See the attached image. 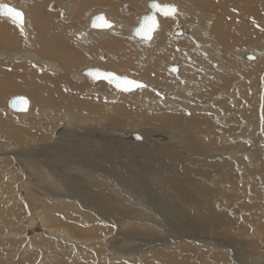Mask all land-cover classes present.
<instances>
[{"label":"rangeland","instance_id":"374dc122","mask_svg":"<svg viewBox=\"0 0 264 264\" xmlns=\"http://www.w3.org/2000/svg\"><path fill=\"white\" fill-rule=\"evenodd\" d=\"M4 1L11 4V5H14V6L20 8L22 11H24L26 14H28V15H26V19L28 21L27 24L29 25L30 29H33L34 23H33L32 14H33V10L35 9V5H34V2L32 0H8L9 2L7 0H4ZM158 1H160L161 3H171V4L175 5L177 8L178 7L180 8L179 2H177L176 0H158ZM198 1L195 0L196 4L194 5L195 6L194 9L196 11H198L199 14L206 13L209 16L214 14L213 16L224 17V19L223 18H220V19H222V21H225V23H226V21L227 22L230 21L231 17H228L229 14L231 16H233L234 17V18L232 17L233 20L230 23H228L227 25H225L228 30L226 28H224V29L219 28L214 23V20H210V19L206 20V25L208 26V30L206 31V33L204 32L205 35L203 33H201L204 36V41H202V43L204 42L203 45L205 46V48L199 49V48H197L196 43L193 42L194 51H193V53H191L192 57H190L189 55L187 57H185L184 55H181V57H180L177 54V52L181 51L182 48L186 49L184 46H180L181 48H174L173 50L168 49L166 51L167 55L162 53L163 54L162 58L164 60H166V59L168 60L165 64H162V62H158L156 59L157 54L155 53V50L154 49L151 50V43H154L155 40L157 39V37H158L157 33H155L153 39L150 40V42L140 41L128 33L129 29L136 25V23L138 21V17L141 14L145 13L146 10L148 9L147 5L145 4V0H137L138 4H136V6H134L135 4L132 3L130 0H121V5H122L121 8H123V9L120 10V12L118 13V16H126L124 18L128 19V20L125 23V27H128V26L129 27H128L127 33H124V34H118L117 33L118 31L110 32L109 33L110 35L116 36L115 38L119 39V40H115V41L113 40L114 42L110 43V44L109 43L103 44L101 42L102 40H100L99 45H95L96 43H94V42H96V37H95L96 35L95 34H98V33L101 34L102 31H107V30H101V32H100V30H98V29H96V30L95 29L94 30L89 29L87 31V35H84V36H83V34L80 33V31L82 30V33H84V31H85L84 28L85 27L88 28V26H87L88 22L86 20L88 18V16H90L96 12H103V11L106 12L107 15L109 16L107 10L113 9V7H114L113 0L112 1L111 0H105L104 2H99V0H82V1L81 0H72V1L71 0H69V1L68 0H61V1L60 0H51V1H46L48 3L45 2L43 4L46 6V10H48L50 12H52V11L57 12V13L59 12L58 14L56 13L58 15V18H55L53 23L56 26L58 25V27H60L59 24H65V25H62L60 27L61 32H59L58 34H56V32L52 28V25H49L48 22H46L47 24H45L46 27H45V25L43 27H41V30L44 31L43 33L38 28L39 35H37V27H35L36 32L34 29L31 30V32H33L32 35H35V37H36V39H34L35 40L34 45H30L29 42L26 40V38H24V31H22V29H20L21 27L18 24L14 23L9 18L0 16V134H2L1 138H0V229H1L0 230V264H95L94 262L96 261V257L99 259L101 258L100 261L98 259L99 264H163L162 261L168 262L167 259L172 260L173 257H174L173 261L177 258L178 259L180 258V261H179L180 264L181 263L182 264H253V263L254 264H264V223H262V222H264V214H263L264 213V173L262 172V170H261L260 176L257 174L253 175L257 170L256 171L253 170V171H255L254 173L247 174L248 172L246 173V170L248 169V165L246 164L243 155H242V157H239V159H237V161H235V164H234V161H232V167L231 168H233V169H231V170L234 173L236 172V174H240V173L245 172L247 175L244 173L241 174V178H243L242 179L243 181L240 180V182L242 181L244 183L240 184L237 181V183H235V186L237 185L236 187H238V189L240 187H243V189L242 190L239 189L240 194L238 193V196L230 197V202H229L230 205H226V207H227L225 209L226 211H222L224 213H221L223 215L224 219L222 221H220V224H224V225H222V226H225L224 230L221 232H216L213 230L214 229L219 230L220 228H217L215 226V228H213V230H211L212 228L207 227L208 231H203L202 233H206V232L210 231L211 234L210 235H208V234L204 235L203 237H198L199 236L198 232L193 234L192 231H195V229L191 228L192 229V230L190 229L191 234L197 235V236H193V235L191 237H189L190 235L189 236H183V234H184L183 229L187 230L186 227H189V224L185 222V220H187L186 217L184 218L183 216H180L181 221L185 222L186 227L185 226H183L185 228L181 227L182 230L178 227L181 231L178 233L177 232L178 230L176 229L177 222H175L174 216H173V218H171L170 214L169 215L166 214L167 210H169V211L171 210L170 207H172V205L163 201L162 203H164L166 205L164 207V209L157 208L158 207L157 203L159 204V201L155 198L151 199V197H150L151 194H148L149 191H151L150 186H149L150 180L147 177H143V178H145V181H142L144 179L139 174V172H140L139 170H141V169H139V167L137 166V162H136V164L131 162L132 160H134L131 156H134V155H132V152H130L131 150L129 149V148H131L130 147L131 143L136 141V140H133V138L131 137V134H130L134 131H137L138 133H140L141 135L144 136L143 140H138L136 142L153 141V142H155V144H157V145L159 144L160 147H162V148H165V147L167 148L169 146V144L171 145V142H170L171 134H170V132L168 131V133H167L166 130H162V129L158 130V129H156V127L151 128L149 133L144 132V129L142 128L144 122L139 121L140 120L139 116L140 115L142 116V113L140 115L133 117L132 127L128 128L127 130H120L121 129L120 127L119 128L118 127H110L109 125L105 124L106 118L109 116V113L111 112V110L114 108H117V107H115L116 104H121V103L125 102L126 104L134 105L135 107L142 108L143 105L142 104L138 105V103H137L138 101L135 102L137 97L135 98V96H134L135 94H138L142 88H138V89L134 90L133 92L132 91L131 92H122V91H119L116 88H114L110 83H108L105 80L94 81L87 76H83V75L78 76L79 73H77L78 70H80L84 67H99L102 69L114 71V72L121 74V75L125 74V75L133 77L135 79L143 80L147 84L150 83L147 85V88H145L146 91L155 95L159 99H160V97L162 98V94L159 93V89H161V88L165 89L166 88L167 89V90L165 89L166 92H171L172 94L174 93L173 96L175 95V96L179 97L177 99H174V98H172V96H170L169 98L173 99L172 100L173 105L168 104L167 106L171 105V106L176 107L178 105L181 109L183 108L182 110H185L186 107L181 106L180 104H177V103H182L183 101L187 100L188 97L191 100L190 102H192V103L194 102L195 104H198L200 106V104H201L200 100L204 99V97L213 98V100L215 101L216 94L218 92H221V94H222V92H224V95L222 96V99H221L222 102L216 101L214 103V107L216 106V107L221 108L222 112L225 113L226 116L228 114L232 115V114H234V112L239 111V107L242 106V102L245 101V99L246 100L249 99L251 94L253 96L255 95L256 108H255L254 117H253V119H251L252 123L246 122V124H249V126L248 127H241V124L243 122L242 116L236 117V115H234L232 117V119H233L232 124L237 125L238 127H241L244 129L247 128L246 131L242 132L243 137H241V138H243V139H240V141L243 142L244 139L246 141L247 138L250 137V136H248V134L254 133V134H256V136L258 138L257 139L258 141L256 143L257 147L259 146L261 151H264V144H263L264 140L261 139V137H260L264 132V112H263L264 111V68L263 69H261L262 67L256 68L259 65V63L253 64L258 59L259 54L251 46L254 43L255 44L256 43H259V44L262 43L263 44L264 33L257 36V38L252 37L251 40H247L245 45L238 46L236 43H232L235 41L234 36L237 35L236 33H238V35H239V33H243L245 30H247L246 32H248V33H249V30L251 32L255 31V30L258 32L262 31L261 23L259 22V20L261 17L264 18V13H263L264 12V1L263 0H242V1L241 0H229V1L222 0L221 3H223V4L218 2V0H202L203 2L200 0H198ZM110 2H112V3L110 4ZM240 2H244V3H241V5H240ZM87 3L89 4L88 6H86ZM202 3H212V5L208 4V6H206L207 4L205 5ZM72 4H74L75 7L74 6L70 7ZM238 4L240 6L239 10L236 8V6H238ZM66 6L69 10L74 9V11H73L72 16H66L67 18H64L62 13L65 12L66 10H68L66 8ZM82 7H84V8L82 9ZM230 7H233V8H231V11L229 12ZM127 8H131L132 10H130V9L127 10ZM227 8H228V10H227ZM244 8H247V9H244ZM60 9L62 12L60 11ZM64 9H66V10H64ZM126 10H127V12H126ZM113 11H114V9H113ZM233 11H236V13ZM60 12H61V14H60ZM254 13L259 14L258 18H257V15H255ZM237 14L241 15V18H239L240 16H236ZM75 16H80V17L76 18ZM109 17H111V16H109ZM162 17L163 16H160L159 24H161L162 19H166V17H163V18ZM200 17H202V16L196 17L194 19L195 22L196 21L202 22V18H200ZM124 18H120V19H124ZM168 18H170V17H168ZM171 18H174V17H171ZM65 19L67 21H65ZM112 20L115 21L113 18H112ZM194 20H193V22H194ZM239 20H241V21H239ZM211 21L213 23V27H212ZM234 23H235V25H234ZM256 24H258V26H256ZM263 24H264V20L262 22V26H263ZM231 26H233V27H231ZM177 27H181L183 29L186 28L184 25L177 24V25L172 27V29L169 33V36L171 38H174V39H181V38H183V35H176L173 32V30ZM223 30H225V32ZM232 30H233V32H232ZM158 31L159 30H156L155 32H158ZM56 35H59V36H56ZM214 35H215V37H214ZM252 36H255V35H252ZM14 37L16 39H13ZM84 38H85V40H84ZM259 38H260V40H259ZM39 39L43 40L47 44L49 42H52L54 47L51 48L49 45V48L53 53H50V52L46 53V51L41 50L40 45L37 44V42L40 41ZM44 39H46L48 41H45ZM115 42H117V43H115ZM173 43L176 44V42L170 41L169 46L172 47L171 44H173ZM180 44H183V43H180ZM215 44H217V45H215ZM215 49H219V50H216V52H220V54H221V56H219V57H214L217 60H215L212 57V55L210 54L211 51H214ZM195 50H197V51H195ZM233 50L235 51L234 52L235 55L231 56L230 51H233ZM85 51L88 52L87 54L89 55V60H86L84 63L76 61L75 60L76 56L81 55L80 57H82L83 56L82 54ZM26 52L29 53L31 56H37V58H40L43 61H45V60L50 61L51 60V62H53V63L55 61L56 63H54V64H56L55 65L56 67L54 66L52 69V68L48 67L45 63L41 62V60L40 61H34L33 59H31V58L29 59V57L27 58L24 56H22L20 58H15V59H9L8 58L9 54H13V53H15V54L16 53H24L25 54ZM244 52L254 54L255 59L252 61H248L247 59L243 58ZM5 53L7 55H5ZM110 53H111V55H110ZM237 53H240V54L238 55ZM137 60H138V62H137ZM164 60H163V62H164ZM112 61H113V64L111 63L112 64L111 65L110 62H112ZM125 61H127V62H125ZM182 62H185L186 65L188 66V70L187 69H185L186 71L182 70L186 73V74H184L183 77H185L184 80H185L186 86H188V87L184 89L185 92L181 90L182 95L178 96V94L175 91L177 89L176 87H178V85H179V83L177 84V82H179V81H177L175 75L180 71ZM116 63L118 65H122L123 68L118 69L119 67L115 66ZM157 63H158V65H157ZM218 63H220V64L224 63V65L227 64L229 67L234 66L237 68L236 72H238V73H234L235 78L232 77L233 72H230L231 75L229 76V78H233L232 81H234V79H236V78H237L236 81L239 80V82L241 83V87H242V88H240L241 95L240 96L237 95L238 89L233 90V88H232L233 86L230 83V84L224 85V88L218 89L217 91H214V92L209 93L208 92L209 90H208L207 93L204 94V97L199 99L198 95L196 93V89H190L191 86H194L195 84L196 85H205L207 82H208L207 85L209 86L212 84L214 85L213 81H220L219 79H215L213 77V74L210 72V71H215L218 73H223V71L217 70L219 68L215 69V65ZM242 63H243V65H242ZM170 64H175V65L179 66L178 71L177 72L170 71L169 68H167L168 65H170ZM237 64H239V65H237ZM153 65H155L156 67ZM29 66H31L30 67L31 70H29ZM24 67H26V70H28L29 73L32 74L33 76L34 75L36 76V74L38 76H41L42 74H44V77L46 79H50L51 81L49 82V80H47L48 82H45L46 81L45 80L44 82H42V80L38 81L36 79L38 82H40V83H37V85L28 82L27 78H29L30 74L25 71ZM13 68H15V69H13ZM152 69H154L153 74L150 71ZM146 70H147V72H146ZM251 71H253V72H251ZM227 72L229 73V71H227ZM227 72H224V73L227 74ZM187 73H189V74H187ZM215 75H218V74H215ZM59 77H60V79H59ZM76 77H78V78H76ZM209 80L212 82L210 83ZM57 81H60L61 85L57 84ZM194 81L196 83H193ZM201 82H202V84H201ZM19 85H23L22 86L23 89L19 88L18 87ZM99 86H101V88H98ZM157 86H158V88H157ZM180 86H179V88H180ZM229 87L232 88L233 92L227 93ZM96 88H98V90H99L98 93L102 92V93H104V95L106 97L108 94H109V96L115 95L113 97L114 99L110 100V98H109V101H111L112 105H109L108 107L105 105L106 107L104 108L103 111L102 110L100 111V114L98 112L99 110L94 111L92 113V110H89L90 108L88 106H86V109H83V111L81 109H79L80 106L86 104L87 99L90 101L91 104L93 103L91 101L92 100L91 98L95 99L97 94H98L97 91L95 92ZM20 90H22V91H20ZM203 90L205 91L206 88H203ZM229 90L231 91V89H229ZM20 94L25 95L30 99L31 106H30V109L28 110L29 111L28 113H26V112H14V111L9 110V108H8L9 97H11L13 95H20ZM34 94L38 97H41L43 100V103L45 102L47 104L42 103L44 106L42 104H36V106H35L34 105V103H35ZM43 94L46 95V99H43V96H44ZM208 95H210V96H208ZM201 96L202 95H200V97ZM232 96L237 101V104H235V105H233L231 103H227V101H229V98ZM183 97L185 98V100ZM247 97H249V98H247ZM238 98H240V99H238ZM51 102L55 103L56 106L50 105ZM93 105H95V103H93ZM152 108L144 107L143 110L144 111L149 110L147 113L150 116H152V115L155 116L157 114H161L164 110L163 106L159 107L157 109V111H155V110L153 111ZM180 108H179V110H181ZM65 109L73 110L76 112L74 114H72L71 117H68V119H65L66 124L61 123V122H56L57 120L56 121L54 120L53 122L51 121L52 125L50 126V128H53V126L56 127V128L51 129L52 133L50 132V135L48 134L49 136L45 137L46 138L45 140H43V141L39 140L38 141V144L40 146L37 144V142H35L36 144H32L33 143V141L31 140L32 134L37 135L36 137L38 139H41L42 137L40 136L41 134L40 135L38 134V132H33V129H31L29 127H23L22 126V124L27 123L26 121L29 118L30 114H31L30 117L35 116V117L39 118V117H42V113H40L41 114L40 115V114H37V112L38 111L43 112V111L47 110L46 112H48V111L52 112V116H56V117L58 116L57 118H62L61 117L62 114L65 115V112H64V111H66ZM106 109H108V110L106 111ZM211 109L212 108H210V109L207 108V111L209 113L208 114L209 118H211L213 120V122L216 123L217 125H213V127H212V125L210 124L208 130L206 131V133L209 135L210 138L207 141H205L204 139L201 141V143L203 144L202 149H203L204 153L201 152L200 154L195 153L196 155H194V154L193 155H184L185 160H188L191 164L189 167H187L188 169H185V171H183L182 174H178V177L180 176L179 179H184V180H185V177L187 176L186 174H190L191 182H192V183L190 182L191 187H193L194 189H198L200 193H202L201 189H199V184L196 182L198 179H202V180H198V181H200L201 184H204V186L206 187V190H213V189H210L209 186L211 188L212 187H215V188L219 187L220 188V185H221V187L223 185L222 179H221L222 177L219 180V177L217 178V174H212V176L209 178L206 176V174H205V176H203L204 173L202 174V172H200L201 168L205 167V165H207V166L209 165V164H207L208 162H210V161L212 162V161L216 160V158H212L213 157L212 149H214V150L215 149H224V147H221L217 143V140H215V137L220 133L227 132L228 130H230V126L219 123V120H217L218 117L213 112L212 113L210 112ZM119 110H120V112H123V111H121V110H123V108H120ZM126 110H128V109H126ZM228 110H229V112H228ZM256 110H257V112H256ZM231 111H233V112H231ZM117 112L119 113V111H117ZM244 112H245L244 120L245 121L250 120V119H248L247 109H244ZM23 113H26V114H23ZM145 114H146V112H145ZM73 116H75V117H73ZM43 120H46L48 122L47 119H43ZM106 123H108V122H106ZM64 124L67 125V127H69V128L65 127ZM250 124L252 126L254 125L252 131H248L252 127ZM161 125L164 127H169V128L170 127H178V125L177 126L176 125L167 126L165 124H161ZM136 126H138L139 128ZM220 126L224 127L225 129L220 127ZM243 126H245V125H243ZM99 127H102V129H101L102 131H100V132L102 135L106 136L105 139H107V138L112 139V136H114L113 137L114 140L122 143V145H124V147H125L123 150V148L120 149L118 147V145L115 144V146H116L115 150L116 151L120 150V153H121V155H120L117 151V153H118V159L117 160L118 161H120L121 159H125V160L127 159L128 160V162L121 163V164L119 162H117L116 168L118 167V170H120V172L118 173L120 178H124V180L126 182H128L129 184L132 183V185L136 189V191L135 190L134 191H135L137 196L140 197L142 195L141 197L144 198V200L146 202L148 201L147 203L152 202L151 204L153 206L155 203L156 206H154V208H155L154 211L161 210L160 212H157L158 218L154 217L155 219L153 222L156 223V228L160 229L156 232H158V234H160V232H161L162 238L160 237V241L153 242L151 244H148L145 242H144V244H139L140 248L138 247V249L135 251L130 250V252L127 253V252H125V250L128 249L129 247L132 248L133 244H131V246H130V243H131L130 240H132V238H128L127 240L124 239L123 237L127 238V235L124 232H122V230H119L120 228L119 227L117 228L115 226V224L113 225L114 228L112 227L111 224L109 226H107L106 221L104 222L105 224L100 223L96 220L97 217L93 218L94 221H92V220L88 221L84 216H83L84 217L83 218L81 215L68 212L69 210L64 213L65 215H62V213L61 214L60 213H54V216L50 215V213L44 214V216H42V217H43V220H45V223L43 222L44 224L39 229L40 231L37 230L35 233H33V235H27L26 233L29 232V231H27L28 227H26V224H24L23 222L28 217V215L30 213L25 212L24 209L22 210V208H24V206L26 205V204L24 205V203H20L23 200L20 199L21 200L20 201L18 199L17 200L15 199V196L16 197L18 196V194H16V193L21 192L20 194L23 195V190L20 189V185L22 184L23 181L26 180L27 174H25V172L30 174V176L28 178H31L34 176L36 178V180H34V183L38 184L41 187L43 186L45 178L47 176L52 175L51 177H57L58 178V176H56V175H58V171L64 169V165L63 166H61V165L64 162L66 164V161H68V159H70V158H71V160L74 159V154H72V153H71V155L67 154L68 144L71 145L70 148L72 149V151H74V148L77 146L75 144V141H71V143H70V140L64 141V144L65 145L67 144L66 145L67 147H64L60 144L57 145L56 142L54 143V141H55L54 139H56L55 138L56 133L61 128H65L63 130L64 131L68 130V132H71V134L84 133V134H92L93 135V132L96 131V129H97V131L95 133H98ZM73 128H75V129H73ZM115 128L118 130H116ZM57 129H59V130H57ZM215 133H217V134H215ZM157 135H162V136H165L166 138L163 141H161L157 138ZM38 136H40V138ZM48 139H49V141H47ZM259 142H262V144ZM249 143H250V140H249ZM42 144H43V146H41ZM165 144L166 145L168 144V145L166 146ZM245 144H247V143H245ZM112 145H113V143H112ZM251 146H255V145L252 143ZM52 147H54L57 150H60V153L62 155H57V154L51 152ZM42 148H44V149H42ZM175 148H174V150H180L176 146H175ZM33 150L35 151L34 153H32ZM247 150H248L247 152H249L250 154L255 153L254 149L251 150V147H249V149H247ZM243 151H245V150H243ZM22 152H24V153L26 152V154H29V157H28L29 159H20L22 157ZM31 155H32V157H31ZM23 156H25V155H23ZM59 156L62 158V162L60 161ZM44 159H45V161H43ZM36 160L41 161L43 164L39 163L36 165L37 167L36 166H30L31 162H34ZM227 161H228V159H227ZM138 162H139V164L142 163L141 160ZM195 162H197V163L195 164ZM200 162H202V163H200ZM122 164H124L125 166ZM198 164H200V165H198ZM140 165L141 166L144 165L147 168L149 167L146 163H142ZM197 165H198V168H197ZM254 165L257 166L256 164H254ZM29 166L32 167L34 170L35 169L39 170V172H38L39 175L36 176L35 171H33L34 173L28 171L27 167H29ZM239 166L242 168L240 169ZM20 167H22L23 169H21ZM51 167H53L54 169ZM251 167H249V168H251ZM24 168H26V169H24ZM60 168H62V169H60ZM125 168H127V169H125ZM193 168H195V169H193ZM132 171H133V174L135 173L134 175L130 174V173H132ZM143 171H144V169H143ZM194 171H197V172H194ZM211 173H213V171ZM200 175L202 176L201 178H199ZM257 176H259L262 183H260V180L258 179ZM214 178H217V179H214ZM40 180H42V181H40ZM211 180H214V181H211ZM137 181H139V182H137ZM134 182H135V185H134ZM185 182H187V181H185ZM216 182H217V184H216ZM249 182H250L251 188L247 189V185ZM62 183H63V178H62V181L60 184H62ZM128 183H127V185L129 186ZM195 183L197 185H195ZM32 186L33 185H31V184L29 185V187H32ZM61 186L64 189L63 184ZM140 186H142V187H140ZM247 190H248L249 194L246 193ZM254 190H256V192H258V197H260L259 199H255ZM243 191L245 194L243 193L244 195L241 196V193ZM222 192H224L223 188L220 189V193H222ZM140 193H141V195H140ZM206 193L207 192L204 193L205 196L200 194V196H202L201 199H204V202L207 203L208 207L217 211V209L220 208V206L216 205L217 203L215 204L214 201L216 199H221L224 196L212 197L214 195L213 194V195H207V197H208L207 198ZM23 197H24V195H23ZM250 197H251L252 201L247 200V198L250 199ZM12 198L14 199V201L12 200ZM207 200H209V201H207ZM222 200L224 201L225 198ZM254 200H256V201H254ZM36 203H37L36 200L31 201V203H28V204L33 205L34 212L37 210V208H41V207H39L38 203H37L38 206L36 205ZM34 205H36V206H34ZM242 205H243L244 209H246V211H242ZM237 208H239V209H237ZM4 209H5V211H4ZM16 209H18L19 211H17ZM15 211L18 212V215H15ZM205 212L207 213V209H205ZM58 214L62 215V216L57 217ZM13 215H14V217H13ZM195 216H199V214H195ZM56 218H58V219L56 220ZM158 220H159V222H158ZM21 222H22V224H21ZM187 222H188V220H187ZM220 224L217 223V225H220ZM82 226H86V230L82 229L81 228ZM105 226L107 228H104ZM56 227H57V229H56ZM60 227L65 228L64 230H66V233L69 235V237L66 236L64 230L60 229ZM47 228H48V230H47ZM51 228H52V230H49ZM106 229H108V230H106ZM190 231H188V232H190ZM56 232H58V233H56ZM59 232L61 234L64 233L63 234L64 236L60 235ZM172 233H173V237H175L174 239L169 238V236ZM14 234H16V235H14ZM55 234H57V235H55ZM105 235H107V236L104 238H106V240H110V243L112 244L111 246H114V247L116 246L115 249H112L110 247H109L110 249H108L107 246H105V245H108V243H109V242L108 243L106 242L107 244H105L104 243L105 239L103 241L101 240V238ZM116 235H118V236L116 237ZM121 235H122V237H121ZM38 236H39V238H36ZM7 237H9V238H7ZM26 237L27 238L31 237L29 241L32 243L28 242ZM60 237H63V239ZM113 237H114V239H116V238L117 239L113 240ZM163 237H165V240ZM205 237H207V238H205ZM23 238H25V239H23ZM16 240H17V242H16ZM35 240L38 242H36ZM207 240L208 241L213 240L216 243L214 246H212L210 248V247H208L207 243L205 242ZM68 241H69V243H68ZM119 241H120V243L121 242L122 243L120 244ZM126 241L128 242L129 245L127 244L125 246ZM25 242H27V243H25ZM133 242H134V240H133ZM113 244H115V245H113ZM188 245H190L191 248H189ZM135 248L136 247L133 246V249H135ZM176 248L180 251H177ZM106 249L110 250V251L111 250L115 251L114 253L119 255V257L117 259L113 260L109 255L106 254V252H107ZM171 251H174V252H171ZM102 255L104 257L105 256L109 257L110 260L107 259L108 260L107 261ZM172 255H174V256H172ZM170 262H172V261H170Z\"/></svg>","mask_w":264,"mask_h":264},{"label":"bare ground","instance_id":"6f19581e","mask_svg":"<svg viewBox=\"0 0 264 264\" xmlns=\"http://www.w3.org/2000/svg\"><path fill=\"white\" fill-rule=\"evenodd\" d=\"M4 1V0H3ZM34 2L35 5V9L33 10V29L36 32V28L37 27V35H39V30L38 28L41 30V27H43L45 24H47L46 22L49 23V25H52L53 30L56 32V34H58L59 32H61V26L65 25V24H59L60 27H58V25L56 26L53 22L55 18H58V13L57 12H50L48 10H46V6L43 5L46 1H51V0H32ZM61 1V0H60ZM69 1V0H68ZM72 1V0H71ZM82 1V0H81ZM105 0H99V2H104ZM112 1V0H111ZM132 3H134L136 6V4H138L137 0H130ZM150 0H145V4L148 7V2ZM177 2H179L180 8L176 7V12L174 15L172 16H163L166 17V19H162L161 20V24H159L160 26H158L157 30H159L158 32H154L157 33L158 37L155 40L154 43H151V50L154 49L155 53L157 54V61L158 62H162V64H165L168 60H164L162 58L163 54H166V51L168 49L173 50L174 48H181L180 46H184L186 49H181V51L177 52V54L181 57V55H184L185 57H187L188 55L190 57H192L191 53H193L194 51V47H193V42L196 43L197 48L201 49V48H205V46L203 45L202 41H204V36L201 34L204 32L206 33V31L208 30V26L206 25V20L210 19V20H214V23L221 29L226 28L225 25H227L228 23H230L233 20V16H231L230 14L228 15V17L230 18V21H222V19L224 17H217V16H213V15H207L206 13L204 14H199L198 11H196L195 8V0H176ZM198 1V0H196ZM202 1V0H200ZM229 1V0H227ZM242 1V0H241ZM264 1V0H263ZM5 2V1H4ZM76 2V1H75ZM143 2V1H142ZM160 2V1H159ZM199 2V1H198ZM203 2V1H202ZM218 2H222V0H218ZM235 2V1H234ZM246 2V1H245ZM7 3V2H6ZM48 3V2H46ZM112 2H110L111 4ZM125 3V2H124ZM161 3V2H160ZM228 3V2H227ZM231 3V2H230ZM241 3L244 2H240ZM260 3V2H259ZM29 4V3H28ZM127 4V3H126ZM202 4H207L206 6L212 5V3H202ZM216 4V3H215ZM218 4V3H217ZM223 4V3H221ZM43 5V6H42ZM54 5V4H53ZM89 4L87 3L86 6H88ZM113 9L112 10H107L109 16H111L115 21L112 20L111 17H109L107 15L106 12H104L106 14V16L108 18H110L111 21H113V26L111 28L108 29H101V30H107V31H102V33H98L95 34L96 36V43L95 45H99L100 40H102L101 42L104 43H113L115 40H119L118 38H115L116 36H112L109 33L110 32H114V31H118V34H124L127 33L128 27H125V23L128 19H125L124 17L126 16H118V13L120 12V10H122L123 8H121V0H113ZM236 5V4H235ZM253 5V4H252ZM74 6V4H72L70 7ZM214 6V5H213ZM227 6V5H226ZM230 6V5H229ZM245 6V5H244ZM243 6V7H244ZM51 7V6H50ZM69 7V6H68ZM75 7V6H74ZM131 7V6H130ZM235 7V6H234ZM239 4L238 6H236V8L239 10ZM67 8V6H66ZM84 7H82L83 9ZM182 8V9H181ZM223 8V7H222ZM221 8V9H222ZM231 8H229V12L231 11ZM235 8V9H236ZM68 9V8H67ZM106 9V8H105ZM130 10H132L131 8H129ZM137 9V8H136ZM145 9V8H144ZM181 9V10H180ZM247 9V8H244ZM243 9V10H244ZM255 9V8H254ZM66 10V9H64ZM129 10V11H130ZM206 10V9H205ZM228 10V8H227ZM242 10V11H243ZM253 10V9H252ZM61 11V9H60ZM73 11L74 9H68L65 12L62 13V15L64 16V18H67L66 16H72L73 15ZM149 9L146 10V12H148ZM247 11V10H246ZM24 12V11H23ZM62 12V11H61ZM60 12V14H61ZM70 12V13H69ZM127 12V10H126ZM142 12V11H141ZM145 12V13H146ZM236 13V11H233ZM258 12V11H257ZM57 13V14H56ZM69 13V14H68ZM97 13V12H96ZM122 13V12H121ZM134 13V12H133ZM228 13V12H227ZM249 13V12H248ZM252 13V12H251ZM264 13V12H263ZM59 14V15H60ZM95 14V13H94ZM123 14V13H122ZM121 14V15H122ZM132 14V13H131ZM144 14V13H143ZM255 14V13H254ZM26 14L24 12V24L23 25H19L22 29V31H24V38H26V40L29 42L30 45H34V39H36L35 35H32L33 32H31V30L29 28V25L27 24L28 21L26 19ZM93 15V14H92ZM88 16V18L86 19L87 22H89L90 17L92 16ZM142 15V14H141ZM140 15V16H141ZM246 15V14H245ZM257 15L258 18V13L255 14ZM140 16L138 17V21L140 19ZM160 16L158 15V19L160 21ZM202 16L200 18H202V22H195V18ZM236 16H240L239 18H241V15L237 14ZM80 17V16H75ZM162 17V18H163ZM170 17V18H168ZM174 17V18H171ZM233 17V18H232ZM256 17V16H255ZM120 18H124V19H120ZM194 20V22H193ZM238 20V19H237ZM264 18H260L259 22L261 23V28L262 31L258 32V31H250L249 33L246 32L247 30H245L243 33H236L237 35L234 36L235 37V41L232 43H236L238 46L240 45H245L247 40H251L252 37H256L259 36L260 34L264 33V24L262 26V22H263ZM65 21H67L65 19ZM137 21V22H138ZM241 21V20H239ZM238 21V22H239ZM122 22V23H121ZM259 23V24H260ZM137 24V23H136ZM177 24H181L184 25L186 28H181V27H177L173 30V32L176 35H183V38L181 39H174L171 38L169 36V33L172 29L173 26L177 25ZM212 27H213V23L211 21ZM233 24V23H232ZM238 24V23H237ZM245 24V23H244ZM243 24V25H244ZM247 24V23H246ZM235 25V23H234ZM88 28L85 27L84 28V33H82V30L80 31L81 34L87 35V31L89 29H92L89 27V25L87 24ZM256 26H258V24H256ZM46 27V25H45ZM84 27V26H83ZM228 27V26H227ZM233 27V26H231ZM241 27V26H240ZM246 27V26H245ZM119 28V29H118ZM235 28V27H234ZM132 28L129 29L128 33L131 35L130 30ZM176 29L179 30L176 31ZM216 29V28H215ZM227 29V28H226ZM232 29V28H231ZM240 29V28H239ZM250 29V28H249ZM94 30V29H92ZM96 30V29H95ZM100 30V32H101ZM228 30V29H227ZM42 33L44 32L43 30H41ZM176 31V32H175ZM225 32V30H223ZM228 32V31H227ZM233 32V30H232ZM128 35V34H127ZM174 35V34H173ZM205 35V34H204ZM255 35V36H252ZM59 36V35H56ZM119 36V35H118ZM117 36V37H118ZM220 36V35H219ZM262 36V35H261ZM22 37V36H21ZM80 37V36H79ZM114 37V38H113ZM215 37V35H214ZM20 38V37H19ZM211 38V37H210ZM221 38V37H220ZM13 39H16L15 37ZM12 39V40H13ZM40 41L37 42V44L40 45V49L46 51V53L50 52L53 53L50 48L54 47L52 42H49L48 44L45 43L43 40L39 39ZM45 41H48L46 39H44ZM76 40V39H75ZM85 40V38H84ZM114 40V41H113ZM152 40V39H151ZM219 40V39H218ZM260 40V38H259ZM83 41V40H82ZM140 41H146V40H140ZM171 42H176L171 44L172 47L169 46V43ZM229 41V40H228ZM253 41V40H252ZM257 41V40H256ZM79 42V41H78ZM150 42V41H148ZM220 42V41H219ZM251 42V41H250ZM249 42V43H250ZM20 43V42H19ZM117 43V42H115ZM183 43V44H180ZM213 43V42H212ZM108 44V45H109ZM208 44V43H207ZM222 44V43H221ZM92 45V44H91ZM195 45V44H194ZM217 45V44H215ZM192 46V47H191ZM214 46V45H213ZM220 46V45H219ZM218 46V47H219ZM223 46V45H222ZM237 46V47H238ZM253 47V49H255L257 51V53L259 54L258 59L253 63H259V65L256 68H264V42L263 44H259V43H254L251 45ZM31 47V46H30ZM157 47V48H156ZM191 47V48H190ZM37 48V47H36ZM107 48V47H106ZM196 48V49H197ZM137 50V49H136ZM180 50V49H179ZM198 50V49H197ZM195 50V51H197ZM216 50L219 49H215L214 51H211V55L212 57H219L221 56L220 52H216ZM200 51V50H199ZM198 51V52H199ZM206 51V50H205ZM209 51V50H208ZM235 51H230L231 56L235 55L234 53ZM88 52H84L82 55V57L76 56V61L78 62H82L84 63L86 60H89V55L87 54ZM238 55L240 53H237ZM252 54V53H251ZM5 55H7L5 53ZM111 55V53H110ZM167 55V54H166ZM246 55H249L248 52H244L243 53V58H246ZM254 55V54H253ZM29 57V59H33L34 61H40V58H37V56H31L29 53H13V54H9L8 58L9 59H15V58H20V57ZM72 56V55H71ZM199 56V55H198ZM7 57V56H6ZM61 58V57H60ZM196 58V57H195ZM193 59V58H192ZM212 59V58H211ZM215 60H217L216 58H214ZM237 59V58H236ZM254 59H255V55H254ZM252 59V60H254ZM164 60V62H163ZM248 61H252L250 59H247ZM61 61V60H60ZM41 62L45 63L48 67L52 68L56 65L54 63H56L54 61L51 62L50 61H43L41 60ZM40 62V63H41ZM127 62V61H125ZM138 62V60H137ZM153 62V61H152ZM176 62V61H175ZM215 62V61H214ZM237 62V61H236ZM235 62V63H236ZM113 64V61L110 62V64ZM115 63V62H114ZM129 63V62H128ZM195 63V62H194ZM233 63V62H232ZM111 64V65H112ZM153 64V63H152ZM191 64V63H190ZM124 65V64H123ZM158 65V63H157ZM180 65V64H179ZM239 65V64H237ZM243 65V63H242ZM117 67L123 68L122 65H118L116 63ZM147 66V65H146ZM155 66V65H153ZM177 66V65H176ZM203 66V65H202ZM211 66V65H210ZM236 66V65H235ZM249 66V65H248ZM31 66H29V70H31L30 68ZM56 67V66H55ZM58 67V66H57ZM152 67V66H151ZM156 67V66H155ZM154 67V68H155ZM178 67L174 72L178 71ZM251 67V66H250ZM255 67V66H254ZM253 67V68H254ZM25 71L29 73L28 70ZM33 68V67H32ZM168 68V67H167ZM219 68V69H217ZM246 68V67H245ZM15 69V68H13ZM12 69V70H13ZM49 69V68H48ZM188 70V66L186 65L185 62L181 63V68L180 71L175 75L177 81V84L179 83L178 87H176V93L178 94V96H181V90L184 91L185 88H187L188 86H186L185 80L183 77L184 74H186L184 71L182 70ZM203 69V68H202ZM215 69L223 71V73H218L215 71H210L213 74V77L215 79H219L220 81H213L214 85H207V83L205 85H194L191 86L190 89H196V93L198 95V98H202L204 97V94L207 93V91L210 92H214L217 91L218 89L224 88V85L227 84H232V88L234 89H238L237 95H241V83L238 81H236V79H234V81H232L234 77V73H238L236 72V67L234 66H228L227 64L224 65V63L220 64H216L215 65ZM242 69V68H241ZM170 70V69H169ZM204 70V69H203ZM251 70V69H250ZM257 70V69H256ZM151 73H154V69L150 70ZM171 71V70H170ZM186 71V70H185ZM229 71V73L227 72ZM263 71V70H262ZM55 72V71H54ZM147 72V70H146ZM173 72V71H172ZM190 72V71H189ZM224 72H227V74H225ZM230 72H233L232 77L233 78H229V76L231 75ZM243 72V71H242ZM253 72V71H251ZM78 73V72H77ZM30 74V73H29ZM189 74V73H187ZM218 74V75H215ZM252 74V73H251ZM261 74V73H260ZM125 75V74H124ZM31 76V77H30ZM29 78H27L28 82L37 85V83L39 80H42V82H48L47 80H49V82L51 81L50 79H46L44 77V74H42L41 76H38L36 74V76L30 74ZM77 76V75H76ZM79 76V74H78ZM71 77V76H70ZM69 77V78H70ZM152 77V76H151ZM174 77V76H173ZM172 77V78H173ZM240 77V76H239ZM78 78V77H76ZM199 78V77H198ZM206 78V77H205ZM38 81H37V80ZM60 79V77H59ZM91 79V78H90ZM145 79V78H144ZM96 81V80H94ZM106 81V80H105ZM143 81V80H142ZM210 81V80H209ZM53 82V81H52ZM108 82V81H107ZM212 81H210L211 83ZM235 82V83H234ZM109 83V82H108ZM165 83V82H164ZM176 83V82H175ZM183 83V84H182ZM193 83H196L195 81ZM216 83V84H215ZM57 84L61 85L60 81H57ZM150 84V83H148ZM145 84L144 87H141L142 91L140 90V92L138 94H135V98L137 97L136 101L139 104H142V108L140 107H135L134 105H129L126 104L125 102L121 103V104H116L115 107L111 110V112L109 113V116L106 118V125H109L110 127H120V130H127L128 128L132 127V120L134 116L140 115L142 113V116H139V121L144 122L143 123V129L144 132H148L151 130V128H155L156 129H162V130H166L167 133L168 131L171 134V138H170V142L171 145L169 144V146L166 148H162L160 147V145L155 144V142L153 141H142V142H133L131 143V148H129L130 152H132L131 156L134 160H132L131 162L135 163L137 162V166L139 167V174L141 175V177H147L150 180V190L148 194H151L150 197L151 199H157L159 201V204L157 203L158 207L157 208H161L164 209V207L166 206L164 202H167L169 204L172 205L171 210H167L166 214H170L171 218H173L174 216V220L175 222H177L176 225V229L178 230L177 232H181L180 229L182 230V228H185V222L189 224V227H186V229H183V236H189L191 237L194 233L198 232V237H203L204 235H210V231L206 232V233H202L203 231H208L207 227L212 228L211 230H213V228H215V226L217 228H220L219 230L214 229L213 231L216 232H221L224 230L225 226H222L224 224H220V221H222L223 215L221 213H224L222 211H226L225 209L227 208L226 205H230V197H236L238 196V193L240 192V190L243 189V187H240L238 189V187L235 186V183H237V181L242 184L244 182H242L243 178H241V174H250V173H254L256 170V172L253 175H261V170L264 173V151H261L260 147L256 145L257 143V136L254 133H250L248 134L247 138V142L245 141V139L242 141H240V139H243L241 137H243L242 132L246 131V129L241 128V127H248L249 124H246V122H250L252 123L251 119H253L254 117V113H255V108H256V98L255 95L253 96L252 94L250 95L249 99H245V101L242 102V106L239 107V111L234 112V114L232 115H227L225 113L222 112V109L219 107H214V103L216 101H221L222 96L224 95V92H218L215 96V101L213 100V98H207L204 97V99L200 100V106L198 104H195L194 102H190L191 100L189 99V97L187 98V100H184L182 103H177L180 104L181 106L186 107L185 110H182L178 105L176 107L171 106L173 105V99H177L179 97L177 96H173V94L171 92H166V90L164 88L159 89V93L162 94V98L160 97V99L158 97H156L155 95L151 94L150 92L146 91L145 88H147V85ZM202 84V82H201ZM73 85V84H72ZM181 85V86H180ZM235 85V86H234ZM23 85H19V88H22ZM74 86V85H73ZM180 86V88H179ZM84 87V86H83ZM194 87V88H193ZM210 87V88H209ZM98 88H101V86H99ZM98 88H96L95 92L97 91V93L99 92ZM158 88V86H157ZM203 88H206V90L204 91ZM232 88L229 87V89H231V91L228 89L227 93L229 92H233ZM164 89V90H163ZM174 89V88H173ZM93 90V89H92ZM91 90V91H92ZM22 91V90H20ZM134 91V90H133ZM132 91V92H133ZM252 91V90H251ZM262 91V90H261ZM123 92V91H122ZM131 92V91H129ZM155 92V91H154ZM185 92V91H184ZM190 92V91H189ZM194 92V91H193ZM192 92V93H193ZM252 93V92H251ZM95 94V93H94ZM99 94V95H98ZM96 98H91L92 102L95 103V105H93V103L91 104L90 101L87 99L86 100V104L82 105L79 107V109H81L83 111V109H86V106H88L90 109L92 110V113L94 111H98L100 114V111L104 110V108L109 105H112L111 101H109L111 99H114L113 97L115 96H109V94L107 95V97L104 95V93H98ZM160 94V95H161ZM186 94V93H185ZM254 94V93H253ZM262 94V93H261ZM44 95V94H43ZM200 95H202L200 97ZM170 96H172V98H169ZM207 96V95H206ZM210 96V95H208ZM229 96V95H228ZM234 96V95H233ZM230 97L229 101H227V103H231L233 105L237 104V101L234 97ZM263 96V95H262ZM70 97V96H69ZM227 97V96H226ZM10 98V97H9ZM182 98V97H181ZM197 98V99H198ZM243 98V97H242ZM34 105L36 106V104H42L43 100L41 97H38L34 94ZM43 99H46V95L43 96ZM226 99V98H225ZM228 99V98H227ZM240 99V98H238ZM9 100V99H8ZM179 100V99H178ZM244 100V99H243ZM239 101V100H238ZM241 101V100H240ZM249 101V102H248ZM222 102V101H221ZM45 103V102H44ZM43 103V104H44ZM226 103V102H225ZM42 104V105H43ZM47 104V103H45ZM91 104V105H90ZM150 104V105H149ZM168 104H171L170 106H167ZM240 104V103H239ZM50 105L52 106H56L55 103L51 102ZM106 105V106H105ZM227 105V104H226ZM232 105V106H233ZM31 106V104H30ZM30 106L28 108V110L30 109ZM44 106V105H43ZM101 106V107H100ZM163 106L164 110L161 114H157V115H152L150 116L147 112L149 111H144L143 108L144 107H149L152 108L153 111H157V109L159 107ZM228 106V105H227ZM226 106V107H227ZM239 106V105H238ZM245 106V107H244ZM258 106V105H257ZM222 107V106H221ZM56 108V107H55ZM120 108H123V112H120ZM179 108L182 110H179ZM207 108H212L211 109V113L213 112L218 118L217 120H219V123H222L224 125L230 126V130H228L227 132H223L218 134L215 137V140H217V143L221 146L224 147V149H212L213 151V157L212 158H216L215 161H210L207 164H209L208 166L205 165V167L201 168V171L203 176L207 177H211L212 174H217V178L219 177L222 179V187L220 185V188H215V187H210V189L213 190H206V187L204 186V184H201L200 181L198 180H202V179H198L196 182L199 184V189H201V192H199L198 189H194L193 187H191V177L190 174H186L187 176L184 179H179L178 174H182L183 171H185V169H188L187 167L190 166V162L188 160H185L184 155H196L195 153H204L203 152V144L201 143V141L204 139L205 141H207L210 137L209 135L206 133V131L209 128V125L211 124L212 127L213 125H217L216 123L213 122V120L211 118H209V113L207 111ZM225 108V107H224ZM259 108V107H258ZM109 109V108H108ZM106 109V111L108 110ZM128 109V110H126ZM219 109V110H218ZM244 109H247L248 111V119L245 121L244 120ZM26 111V113H28L29 111ZM65 115L62 114V118H57L56 116H52V112L48 111H38L37 114L42 113V117H30L27 119V123L26 124H22L23 127H29L31 129H33V132H38V134L42 137L41 139H38L36 136L37 135H31V140L33 141L32 144H36L35 142H37L39 140H45L47 136L50 135L51 129L56 128L55 126H53V128H50V126L52 125V122L55 120H57L56 122H61V123H65V119H68V117H71L72 114H74L76 111L73 110H68L65 109ZM115 110V111H114ZM226 110V109H225ZM231 110V109H230ZM110 111V110H109ZM119 111V113L117 112ZM207 111V112H206ZM234 111V110H233ZM231 111V112H233ZM56 112V111H55ZM146 112V114H145ZM229 112V110H228ZM257 112V110H256ZM264 112V111H263ZM23 113V114H26ZM103 113V112H102ZM108 113V112H107ZM41 115V114H40ZM59 115V114H58ZM77 115V114H76ZM98 115V114H97ZM236 115V117H240L242 116V124L245 125L243 126L241 124V127H238L237 125H233V119L232 117ZM256 115V114H255ZM101 116V115H100ZM75 117V116H73ZM103 117V116H102ZM138 118V117H137ZM222 118V119H221ZM3 119V118H2ZM43 119H47L48 122L46 120ZM95 119V118H94ZM224 119V120H223ZM256 120V119H255ZM52 121V122H51ZM80 121V120H79ZM238 121V120H237ZM259 123V122H258ZM64 124V125H65ZM88 124V123H87ZM137 124V123H136ZM161 124H165L167 126L170 125H178V127H164ZM63 125V126H64ZM251 125V124H250ZM252 126V125H251ZM254 126V125H253ZM253 126L248 130V131H252L253 130ZM58 127V126H57ZM65 127H67V125H65ZM138 127V126H136ZM222 127V126H220ZM226 127V126H225ZM69 128V127H67ZM139 128V127H138ZM224 128V127H222ZM63 129L65 128H61L55 135L54 139V143L56 142V144H60L64 147H67L64 144V141H75V144L77 147L74 148V151H72V149L70 148V144H68V150H67V154L71 155L74 154V159L71 160L68 159V161H66L61 165H64V169L62 170H57L58 171V178L57 177H51L47 176L45 178L44 184L43 186H39L38 184L34 183V180H36V178L33 176L31 178H28L30 176V174H28L27 172H25L26 175V180L22 182V184L20 185V189L23 190V195L20 193H16L18 194V196H15V199L17 200H23L20 203H24V208H22V210L24 209L25 212L30 213L28 215V217L24 220V224H26L27 226V220L28 218L33 215L34 217L37 218L38 223L34 228L31 229H27V231H29L28 233H26L27 235H33V233H35L37 230H39L41 228V226L45 223V220H43L44 214L46 213H50V215L54 216V213H62V215H65L64 213L66 211L71 212V213H75L78 215H81L82 217L84 216L88 221L92 220L94 221L93 218L97 217V221L100 223H104L106 221V225L109 226L110 224L113 225L115 224V226L118 228H120L119 230H122V232H124L127 235V238L123 237L124 239H128V238H132L131 244L132 248L129 247L128 249L125 250V252L129 253L130 250H137L138 247L140 248L139 244H144L148 243L151 244L153 242H157L160 241V237L162 238L161 232L160 234H158V230L156 228V223L153 222L155 218H158V213L161 210L158 211H154L155 208L151 203H147L144 198H142L141 193H140V197L136 195L135 191V187L131 184H129L128 182H126L124 180V178H120V176L118 175V173L120 172V170H118L117 166V162L121 163H126L128 162V160L126 159H121L120 161H118V153L121 155L120 150L117 151L116 149V145H118V147L120 149L123 148L124 150V145H122V143L115 141L114 140V136H112V139L110 138H106V136L102 135L100 131H102V127H99L98 133H95L97 131L93 132L92 134H71V132L64 131ZM75 129V128H73ZM116 129V128H115ZM225 129V128H224ZM94 130V129H93ZM118 130V129H116ZM237 130V131H236ZM242 130V131H241ZM89 131V130H88ZM91 131V130H90ZM260 131V130H259ZM110 132V131H109ZM234 132V133H233ZM52 133V132H51ZM128 133V132H127ZM152 133V132H151ZM206 133V134H205ZM49 134V135H48ZM69 134V135H68ZM131 134V133H130ZM217 134V133H215ZM2 135V134H1ZM79 135V136H78ZM263 135V136H262ZM260 137L261 139L264 140V132ZM40 136H38L40 138ZM168 136V135H167ZM247 137V136H246ZM1 138V136H0ZM51 138V137H50ZM167 140V139H166ZM165 140V141H166ZM250 140V143H249ZM49 141V139L47 140ZM115 141V142H114ZM168 141V140H167ZM262 141V140H261ZM42 143V142H41ZM113 143V145H112ZM205 143V142H204ZM247 143V144H245ZM252 143L255 146H251ZM262 144V142H259ZM125 144V143H124ZM127 144V143H126ZM177 148H179L180 150H174L175 146ZM264 144V143H263ZM39 145V144H38ZM166 145V144H165ZM168 145V144H167ZM166 145V146H167ZM40 146V145H39ZM43 146V144L41 145ZM49 146V145H48ZM47 146V147H48ZM53 146V145H52ZM55 146V145H54ZM73 146V145H72ZM163 146V145H162ZM9 147V146H8ZM85 147V148H84ZM249 147H251V150L254 149L255 153L254 154H250L249 152H247L249 149ZM63 148V147H62ZM61 148V149H62ZM102 148V149H101ZM128 148V147H127ZM35 149V148H34ZM44 149V148H42ZM176 149V148H175ZM207 149V148H206ZM205 149V150H206ZM39 150V149H38ZM245 150V151H243ZM19 151V150H18ZM42 151V150H41ZM72 151V152H71ZM112 151V152H111ZM211 151V152H212ZM261 151V152H260ZM35 151L33 150L32 153H34ZM51 152L57 154V155H62L60 153V150L55 149L54 147L51 148ZM124 152V151H123ZM190 152V153H189ZM37 153V152H36ZM39 153V152H38ZM192 153V154H191ZM252 153V152H251ZM18 154V153H17ZM25 155V156H23ZM198 155V154H197ZM205 155V154H204ZM203 155V156H204ZM242 155L244 156L245 162L248 165V169L246 170V173H240V174H236V172L234 173L231 169L232 167V161H237V159H239V157H242ZM42 156V155H41ZM56 156V155H55ZM68 156V155H67ZM202 156V155H201ZM23 157V158H22ZM22 157L20 159H29V154H26V152H22ZM32 157V155H31ZM60 157V156H59ZM72 157V156H71ZM236 157V158H235ZM45 158V157H44ZM73 158V157H72ZM129 158V157H128ZM208 158V157H207ZM32 159V158H31ZM228 159V161H227ZM256 159V160H255ZM142 161V163H146L149 167H145L144 165H140L142 163L139 164L138 161ZM210 160V159H209ZM45 161V159L43 160ZM60 161L62 162V158L60 157ZM125 161V162H124ZM130 161V160H129ZM60 162V163H61ZM203 162V161H202ZM200 162V163H202ZM43 164L41 161L36 160L34 162H31L30 166H36L37 164ZM51 163V162H50ZM58 163V162H57ZM59 163V164H60ZM197 162H195L196 164ZM242 163V162H241ZM205 164V163H204ZM254 164H256L257 166H255ZM124 165V164H122ZM200 165V164H198ZM197 165V168H198ZM246 165V166H247ZM253 165V166H252ZM27 167L28 171L36 172V176H38V172L39 170L37 169H33L32 167ZM55 166V165H54ZM125 166V165H124ZM252 166V167H251ZM37 167V166H36ZM120 167V166H119ZM131 167V166H130ZM251 167V168H249ZM8 168V167H7ZM21 169H23L22 167H20ZM53 168V167H51ZM239 168L241 169L242 167L239 166ZM26 169V168H24ZM47 169V168H46ZM54 169V168H53ZM127 169V168H125ZM124 169V170H125ZM144 169V171H143ZM195 169V168H193ZM45 170V169H44ZM123 170V171H124ZM200 170V169H199ZM239 170V169H238ZM255 170V171H253ZM127 171V170H126ZM213 171V173H211ZM216 171V172H215ZM24 172V171H23ZM197 172V171H194ZM239 172V171H238ZM34 173V172H33ZM53 173V172H52ZM133 174V171L132 173ZM135 174V173H134ZM133 174V175H134ZM138 174V175H139ZM195 174V173H194ZM246 174V175H247ZM11 175V174H10ZM9 175V176H10ZM209 175V176H208ZM42 176V175H41ZM62 176V177H61ZM130 176V175H129ZM192 176V175H191ZM245 176V175H244ZM258 177V179L261 182V179ZM44 177V176H43ZM127 177V176H126ZM135 177V176H134ZM202 176L200 175L199 178H201ZM243 177V176H242ZM63 178V186L64 189L62 188V181ZM213 178V177H212ZM214 178V179H217ZM250 178V177H249ZM29 181H28V180ZM71 179V180H70ZM127 179V178H126ZM136 179V178H135ZM145 181V178H143ZM147 179V180H148ZM24 180V179H23ZM68 180V181H67ZM70 180V181H69ZM133 180V179H132ZM240 180H242L240 182ZM42 181V180H40ZM187 181V182H185ZM214 181V180H211ZM253 181V180H252ZM139 182V181H137ZM195 182V181H194ZM193 182V183H194ZM202 182V181H201ZM127 183L129 184V186L127 185ZM145 183V182H144ZM192 183V182H191ZM33 185L32 187H29V185ZM201 184V185H200ZM212 184V183H211ZM217 184V182H216ZM221 184V183H220ZM45 185V186H44ZM135 185V182H134ZM137 185V184H136ZM142 185V184H141ZM195 185H197L195 183ZM214 185V184H213ZM246 185V184H245ZM70 186V187H69ZM77 186V187H76ZM68 187V188H67ZM142 187V186H140ZM223 188L222 193H220V189ZM250 182L247 185V189H250ZM135 190V191H134ZM148 190V189H147ZM203 190V191H202ZM144 191V190H143ZM205 192L206 193V197L207 195H213L214 196H224L221 199H216L214 202L216 205L220 206V208L217 209V211H215L214 209L210 208L207 206V203L204 202V199H201L202 196H200V194L205 196ZM244 191L241 193V196H243ZM247 194H249L248 190L246 191ZM254 197L255 199H259L260 197H258V192H256V190H254ZM143 194V193H142ZM226 194V195H225ZM240 194V193H239ZM144 196V195H143ZM14 197V196H13ZM23 197V198H22ZM149 197V196H148ZM252 197V196H251ZM250 199L247 198L248 201H252ZM208 198V197H207ZM225 200L223 201L222 199ZM211 199V198H210ZM12 200L14 201V199L12 198ZM36 200L39 207L41 208H37V210L34 212L33 210V205L32 204H28L31 203V201ZM166 200V201H165ZM209 201V200H207ZM256 201V200H254ZM150 202V201H149ZM36 203V205H37ZM162 203V204H161ZM178 203V204H177ZM35 204V203H34ZM211 204V203H210ZM209 204V205H210ZM34 205V206H36ZM37 205V206H38ZM16 206V205H15ZM22 206V205H21ZM31 206V207H30ZM211 206V205H210ZM246 206V205H245ZM17 207V206H16ZM15 207V208H16ZM19 208V207H18ZM167 209V208H166ZM165 209V210H166ZM205 209H207V213L205 212ZM236 209V208H235ZM239 209V208H237ZM17 211H19L18 209H16ZM5 211V209H4ZM9 211V210H8ZM15 211V215H18V212ZM219 211V212H218ZM242 211H246V209H244L243 205H242ZM53 212V213H52ZM229 212V211H228ZM14 214V213H13ZM160 214V213H159ZM191 214V215H190ZM195 214H199V216H195ZM264 214V213H263ZM10 215V214H9ZM49 215V216H50ZM62 215H59L57 217H61ZM72 215V214H71ZM229 215V214H228ZM233 215V214H232ZM238 215V214H237ZM246 215V214H245ZM183 216L184 218L186 217L185 222L181 221V217ZM14 217V215H13ZM48 217V216H47ZM83 217V218H84ZM155 217V218H154ZM232 217V216H231ZM234 217V216H233ZM53 218V217H52ZM99 218V219H98ZM240 218V217H239ZM8 219V218H7ZM14 219V218H13ZM58 218H56L57 220ZM244 219V218H243ZM11 220V219H10ZM16 220V219H15ZM20 221V220H19ZM52 221V220H51ZM156 221V220H155ZM44 222V223H43ZM159 222V220H158ZM242 222V221H241ZM58 223V222H57ZM217 223H219L220 225H217ZM243 223V222H242ZM264 223V222H262ZM11 224V223H10ZM18 224V223H17ZM20 224V223H19ZM22 224V222H21ZM105 224V223H104ZM176 224V223H175ZM13 225V224H12ZM47 225V224H46ZM97 225V224H96ZM11 226V225H10ZM24 226V225H23ZM160 226V225H159ZM185 226V227H183ZM180 229H179V228ZM182 227V228H181ZM13 228V227H12ZM82 229L86 230V226H82ZM102 228V227H101ZM104 228H107L106 226ZM114 228V227H113ZM189 228V229H188ZM194 228L195 231H192L193 234H191L190 229ZM57 229V227H56ZM60 229H65L60 227ZM81 229V230H82ZM1 230V229H0ZM48 230V228H47ZM49 230H52L49 229ZM54 230V229H53ZM59 230V229H58ZM108 230V229H106ZM116 230V229H115ZM192 230V229H191ZM4 231V230H3ZM15 231V230H14ZM22 231V230H21ZM40 231V230H39ZM56 231V230H55ZM162 231V230H161ZM190 231V232H188ZM50 232V231H49ZM54 232V231H53ZM66 236L69 237V235L66 233V230H64ZM5 233V232H4ZM42 233V232H41ZM52 233V232H51ZM58 233V232H56ZM60 233V232H59ZM63 233V232H62ZM115 233V232H114ZM163 233V232H162ZM214 233V232H213ZM23 234V233H22ZM50 234V233H49ZM53 234V233H52ZM64 234V233H63ZM60 233V235H63ZM167 234V233H166ZM165 234V235H166ZM182 234V233H181ZM9 235V234H8ZM12 235V234H11ZM16 235V234H14ZM57 235V234H55ZM164 235V236H165ZM172 235V236H171ZM169 236L170 239H174L175 237H173V233ZM18 236V235H17ZM64 236V235H63ZM107 235L103 236L101 238V240L103 241L104 239V243L107 244L108 242L110 243V240H106ZM109 236V235H108ZM118 235H116L117 237ZM193 236H197V235H193ZM2 237V236H1ZM10 237V236H9ZM7 237V238H9ZM55 237V236H54ZM111 237V236H110ZM122 237V235H121ZM211 237V236H210ZM27 238V237H26ZM31 237L27 238V241L30 242ZM36 238H39L36 237ZM41 238V237H40ZM63 239V237H60ZM67 238V237H66ZM72 238V237H71ZM74 238V237H73ZM76 238V237H75ZM78 238V237H77ZM165 240V237H163ZM207 238V237H205ZM18 239V238H17ZM25 239V238H23ZM45 239V238H44ZM61 239V240H62ZM117 239V238H116ZM113 237V240H116ZM168 239V238H167ZM19 240V239H18ZM68 240V239H67ZM71 240V239H70ZM134 240V242H133ZM163 240V241H164ZM14 241V240H13ZM24 241V240H23ZM36 241V240H35ZM41 241V240H40ZM72 241V240H71ZM149 241V242H148ZM200 241V240H199ZM198 241V242H199ZM17 242V240H16ZM38 242V241H36ZM44 242V241H43ZM50 242V241H49ZM48 242V243H49ZM52 242V241H51ZM67 242V241H66ZM75 242V241H74ZM107 242V243H106ZM208 245V247H212L215 245L216 242H214L213 240L210 241H205ZM27 243V242H25ZM32 243V242H30ZM69 243V241H68ZM107 246L108 249L112 248L115 249L116 246H111L112 244L110 243ZM120 243V241H119ZM122 243V242H121ZM120 243V244H121ZM159 243V242H158ZM218 243V242H217ZM44 244V243H43ZM67 244V243H66ZM128 244V242H125V246ZM174 244V243H173ZM186 244V243H185ZM115 245V244H113ZM119 245V244H118ZM129 245V244H128ZM154 245V244H153ZM200 245V244H199ZM206 245V246H207ZM103 246V245H102ZM101 246V247H102ZM133 246H135L136 248L133 249ZM29 247V246H28ZM73 247V246H72ZM110 247V248H109ZM119 247V246H118ZM189 248H191L190 245H188ZM31 248V247H30ZM127 248V247H126ZM171 248V247H170ZM207 248V247H206ZM218 248V247H217ZM168 249V248H167ZM177 249V248H176ZM186 249V248H185ZM184 249V250H185ZM107 250V249H106ZM166 250V249H165ZM192 250V249H191ZM30 251V250H29ZM51 251V250H50ZM99 251V250H98ZM177 251H180L177 249ZM49 252V251H48ZM102 252V251H101ZM115 251L113 250H107L106 254L109 255L113 260L117 259L119 257V255L114 253ZM174 252V251H171ZM120 253V252H119ZM139 253V252H138ZM179 253V252H178ZM53 254V253H52ZM51 254V255H52ZM170 254V253H169ZM103 256V255H102ZM174 256V255H172ZM171 256V257H172ZM185 256V255H184ZM104 257V256H103ZM139 257V256H138ZM176 257V256H175ZM106 260L110 258L109 257H104ZM177 258V257H176ZM93 259V258H92ZM98 259L96 257V261L94 262L95 264H99ZM174 257L172 258V260H168V262H163V264H178L180 261V258L175 259L173 261ZM95 260V259H94ZM101 260V258L99 259V261ZM256 260V259H255ZM108 261V260H107ZM172 261V262H170ZM63 262V261H62ZM184 262V261H183ZM249 262V261H248ZM253 262V261H252ZM235 263V262H234ZM180 264V263H179ZM182 264V263H181ZM254 264V263H253Z\"/></svg>","mask_w":264,"mask_h":264},{"label":"water","instance_id":"95a60500","mask_svg":"<svg viewBox=\"0 0 264 264\" xmlns=\"http://www.w3.org/2000/svg\"><path fill=\"white\" fill-rule=\"evenodd\" d=\"M152 3H157V4H159L161 7H163V6H174V7L176 8V6L173 5V4H171V3H160L158 0H150V1L148 2V9H149V11L146 12V13H144V14H142V15L140 16V19H139V21L137 22V24H136L134 27H132V29L130 30L131 35H132L133 37H135L136 39H138V40H144L141 36H138V35H136V33H135V29L139 27V25H140V20H141L144 16H146V15H155L156 20H157V28H158V26H159L158 15L164 16L162 12H157V11H155L154 9H152V8L150 7V5H151ZM4 5H7L8 7L14 8L15 10L20 11V12L22 13V16H23V23L20 24V25H23V24H24V17H25V16H24V12H23L20 8L14 6V5H11V4H9V3H6V2H4L3 0H0V6H4ZM128 9H129V8H127V10H128ZM100 15H103V16L105 17V19H107V20L109 21V23L113 26V24H114L113 21H111V20L106 16V14H105L104 12H97V13L93 14V15L90 17V19H89L88 25H89L90 28H92V29H98V30H101V29H102V28H93V27L91 26V24H92V20H93L96 16H100ZM0 16H2V17H6V18H9L10 20L13 21L12 17L9 16L8 14H6L2 9H0ZM170 16H172V15H170ZM157 28L151 33V38L148 39V40H146V41H150L151 39H153V37H154V32L157 30ZM106 29H108V28H106ZM176 31H178V33H179V30H178V29H176ZM176 31H175V32H176ZM246 58L252 60V59H254V55L251 54V53H249V55H246ZM168 68H169L171 71H173V69H175V70L177 69V66H176L175 64H170V65H168ZM90 72H91V73L99 72V73L102 74L103 78H98V77H96L95 75H89ZM173 72H174V71H173ZM78 73H79V75L87 76V77L91 78L92 80H106V81H108V82H109V80L106 78V74H108V73H112V74H114L115 76L126 77V78H128V79H130V80H134V81L140 83L141 85H143L142 87H144L145 84H147V83H145L144 81H142V80H140V79H135V78L130 77V76H127V75H121V74H118V73H116V72H114V71L106 70V69H102V68H99V67H84V68L78 70ZM109 83H110V82H109ZM116 83H117L116 81H112L110 84H111L114 88H116L117 90L121 91L120 89H118V88L116 87ZM139 88H141V87H139ZM136 89H138V88H135V89H133V90H136ZM133 90H132V91H133ZM29 106H30V99H29L27 96H25V95H21V94H20V95H13V96H11V97L9 98V100H8V108H9V110L14 111V112H26V111L28 110ZM0 136H1V134H0ZM131 137L133 138V140H136V141H138V140H143V139H144V136L141 135L140 133H138L137 131L132 132V133H131ZM157 138H158L159 140L163 141L166 137H165V136H162V135H157ZM37 223H38V220H37V218L34 217L33 215H31V216L28 218V220H27V226H28L29 229L34 228V227L37 225ZM31 230H33V229H31Z\"/></svg>","mask_w":264,"mask_h":264},{"label":"snow or ice","instance_id":"6c2138e0","mask_svg":"<svg viewBox=\"0 0 264 264\" xmlns=\"http://www.w3.org/2000/svg\"><path fill=\"white\" fill-rule=\"evenodd\" d=\"M152 9H154L157 12H162L164 16H170L174 15L176 12V8L174 6H163L161 7L157 3H152L150 5ZM0 9H2L6 14L12 17L13 22L20 25L23 23V16L20 11L15 10L14 8L8 7L7 5L0 6ZM91 26L93 28H111L112 25L109 23L107 19L103 15L96 16L92 20ZM157 28V20L155 15H146L140 20V25L138 28L135 29V33L138 36H141L144 40H148L151 38V33ZM175 71V69H173ZM89 75H95L98 78H103L102 74L99 72L96 73H89ZM106 78L111 83L112 81H116V87L120 89L123 92H129L132 91L135 88L142 87L140 83L130 80L126 77H119L115 76L112 73L106 74Z\"/></svg>","mask_w":264,"mask_h":264},{"label":"crops","instance_id":"0c3cea01","mask_svg":"<svg viewBox=\"0 0 264 264\" xmlns=\"http://www.w3.org/2000/svg\"><path fill=\"white\" fill-rule=\"evenodd\" d=\"M8 1V0H7ZM9 2V1H8Z\"/></svg>","mask_w":264,"mask_h":264}]
</instances>
